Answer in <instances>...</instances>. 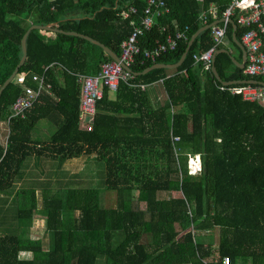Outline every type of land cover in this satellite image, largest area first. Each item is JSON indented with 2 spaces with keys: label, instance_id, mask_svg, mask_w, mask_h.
Segmentation results:
<instances>
[{
  "label": "trees",
  "instance_id": "obj_1",
  "mask_svg": "<svg viewBox=\"0 0 264 264\" xmlns=\"http://www.w3.org/2000/svg\"><path fill=\"white\" fill-rule=\"evenodd\" d=\"M232 1L165 0L167 14L139 39L140 47L151 50L185 28L187 41L154 62L139 55L133 73L156 63L176 64L191 37L220 20ZM146 6L147 0H0V86L19 64L21 40L31 25L87 36L119 57ZM132 7L137 14L125 19ZM243 31L234 33L229 26L224 41L237 48L233 34L240 41ZM212 47L207 30L177 70L154 69L120 82L114 93L104 89L87 131L80 121L77 75H96L112 60L74 36L28 34L27 57L16 76H24L23 86L35 87L31 76L46 69L52 91L42 99L50 107L46 122L55 131L40 142L33 140L36 114L7 121L23 91L14 76L0 93V125L6 126L0 139V194L10 200L6 205L20 201V227L32 228L34 213L41 212L52 242L46 250L39 241L2 235L0 264H222L224 258L231 264H264V109L230 92L242 84L219 89L212 71L195 64L193 56ZM215 69L221 81L251 80L225 53L215 57ZM157 83L166 99L154 107L147 87ZM195 155L200 171L191 173L187 160ZM33 157L60 165L102 163L113 206L100 205L97 189L76 187L74 176L36 177L40 186L17 190ZM166 192L179 196L164 199ZM2 211L8 212L7 206Z\"/></svg>",
  "mask_w": 264,
  "mask_h": 264
},
{
  "label": "built area",
  "instance_id": "obj_2",
  "mask_svg": "<svg viewBox=\"0 0 264 264\" xmlns=\"http://www.w3.org/2000/svg\"><path fill=\"white\" fill-rule=\"evenodd\" d=\"M167 11L165 0H147L144 19L140 26L134 28V32L128 40L122 44V53L119 58L126 66L131 68L139 55L154 62L164 54L174 51L178 42L187 41L188 28H185L175 33L174 36H168L164 44L151 50H143L140 47L139 39L150 31L155 20L167 14ZM210 12L215 19L216 14L213 7ZM136 14L137 8L132 7L129 12H125L124 18L128 19L130 15ZM200 21L205 25L206 17L202 15ZM231 22L236 30H244L239 41L246 51L243 74L250 77L251 80L264 77V0H233L224 10L221 19L210 25L213 47L201 55L193 56L195 64H200L204 70L212 69L213 57L218 48L223 45ZM45 71L42 75L31 76V82L35 84V87L23 86L24 76H16V82L23 86V91L10 106L7 121L16 119V117H20L22 120L26 119L37 102L42 99L43 94L51 93L52 84L47 81ZM133 78V73L126 71L114 61L102 64L96 75H77L78 83L81 85L80 121L85 124L87 131H91L89 125L92 124L96 112V102L103 97V90L107 89L110 93H114L120 82H128ZM222 87L221 85L219 89H223ZM140 88L144 89V86H140ZM230 92L241 95L243 100L255 102L264 109V85L242 84L240 87L231 88ZM178 140L177 137L173 139L174 142ZM188 159L189 162L195 159L194 167L190 168L191 173L199 172V157L195 155ZM222 264H231V261L229 258H224Z\"/></svg>",
  "mask_w": 264,
  "mask_h": 264
},
{
  "label": "rangeland",
  "instance_id": "obj_3",
  "mask_svg": "<svg viewBox=\"0 0 264 264\" xmlns=\"http://www.w3.org/2000/svg\"><path fill=\"white\" fill-rule=\"evenodd\" d=\"M225 44V43H224ZM223 44V45H224ZM227 45V44H225ZM232 54L235 56L237 55L236 50L232 48L231 46L228 47ZM39 104V102H37ZM41 105V106H40ZM40 109L38 110L37 114L34 116L36 117V120L38 121V126L36 131L33 134V140H38L40 142H48L50 136L54 133V129L47 124L46 122V115L49 111V105L41 102L40 103ZM5 130L6 126L0 125V136L4 140L5 136ZM36 166L33 172V175L35 174V177H32L30 180V183L28 186H18L16 187L17 190L22 188L23 189H31L35 186H40L36 179L40 177L42 180L46 179H56L58 177H71L76 176L78 178H82L80 181L81 183L76 184V187L78 188H95L97 189L99 193V201L100 205L102 207H111L114 204V193L111 191L106 190V187L104 185V177H105V169L104 165L99 162H95L93 160L89 162L85 161H71L66 163L65 168L56 169L48 168L47 166L41 165V163H44L42 160L36 161ZM188 168L194 167L195 159L192 162H189V159L187 160ZM37 177V178H36ZM38 188V187H37ZM40 189V188H38ZM179 194L177 193H163L161 194V197L164 199H169L171 197H177ZM12 201V198H11ZM20 206V201L14 200L11 202L10 205H7L8 212L3 213L4 217L0 216V218H3L4 226L3 229H0V234L2 235H9V236H19L24 238L25 240H32V241H39L43 244L44 249H48L51 245V235L47 234L44 229V216L41 212H35L32 220V228L28 229L25 227L19 226V220L17 219V211ZM143 206V204H142ZM4 231V232H3ZM0 235V236H2ZM211 241L215 244L218 241V237L216 233L212 235ZM21 259H30L31 254H21ZM101 261L103 262V258L99 257ZM215 259H217V256H215Z\"/></svg>",
  "mask_w": 264,
  "mask_h": 264
},
{
  "label": "water",
  "instance_id": "obj_4",
  "mask_svg": "<svg viewBox=\"0 0 264 264\" xmlns=\"http://www.w3.org/2000/svg\"><path fill=\"white\" fill-rule=\"evenodd\" d=\"M231 27H232V30L233 32H235L236 28L235 26L233 25V23L231 22ZM211 28V26H205L203 28H201L199 31H197L192 37L191 39L189 40V42L187 43V46H186V49L182 55V57L180 58V60L176 63V64H173V65H164L162 63H156V64H153L151 65L150 67L146 68L145 70H143L142 72L140 73H133L132 69L128 66H126V64L120 60V58L112 51L110 50L108 47H106L105 45H103L102 43H100L99 41L97 40H93L87 36H84V35H81V34H78V33H75V32H65V31H62V30H59V29H56V28H52L50 25H47V26H41V25H31L28 30L25 32V34L23 35L22 37V40H21V50H22V57L20 59V62L19 64L14 67L12 73L10 74V76L2 83V85L0 86V93L1 91L6 87V85L13 79L14 76H16V74L18 73V70L21 66H23V64L25 63V60H26V57H27V49H26V39H27V36L28 34L33 31V30H44V31H51V32H54V33H59V34H64V35H67V36H74V37H77L79 39H82L84 41H87L89 43H92L98 47H100L104 52L105 54H107V56L114 62L118 63L120 66H122L126 71L130 72V73H133L135 76H140V75H144L146 73H148L149 71L151 70H154V69H165V70H177L179 67H181V65L183 64V62L185 61L186 59V56L188 54V52L190 51L194 41L196 40V38L202 34L203 32L209 30ZM233 39L235 41V44L239 47V49L242 51V63L239 64V68L240 69H243L244 67V64L246 62V51L244 50L243 46L241 45V43L236 39V37L234 36L233 34ZM225 53L227 54V51L225 50H222V51H218L216 53V55L213 57V60H212V73L214 75V79L222 86H232V85H241V84H253V85H264V82H261V81H257V80H243V81H221L220 78L218 77L217 73H216V69H215V57L219 54V53ZM230 57V56H229ZM231 59V57H230ZM235 65L238 66V63L234 62Z\"/></svg>",
  "mask_w": 264,
  "mask_h": 264
},
{
  "label": "crops",
  "instance_id": "obj_5",
  "mask_svg": "<svg viewBox=\"0 0 264 264\" xmlns=\"http://www.w3.org/2000/svg\"><path fill=\"white\" fill-rule=\"evenodd\" d=\"M233 39V38H232ZM237 39V38H236ZM238 40V39H237ZM239 41V40H238ZM233 42L235 43V41H234V39H233ZM227 44V45H225V44ZM224 45H222L223 46V49L222 50H225V51H227V54L231 57V61L234 63V62H236V63H238V66L237 65H235V63H234V65L237 67V68H239V64H241L242 63V51L239 49V47L236 45V47L237 48H235L234 46H232V45H230V43L228 44L227 42H225L224 41ZM232 47V48H234V50H236V52H237V55L235 56L234 54H232V51L228 48V47ZM222 50H220V51H222ZM218 52V51H217ZM221 53V52H220ZM245 65V64H244ZM240 69V68H239ZM147 91H148V93H149V98H150V101H151V104L154 106V107H158L159 105H161V104H163L164 103V101H165V95H164V93H163V91H162V88H161V85L159 84V83H157V84H154V85H151V86H149V87H147ZM41 102H44V103H46L43 99H41L40 101H39V104H36L35 105V108L31 111V113H33V114H37V112H38V110L41 108L40 106V103ZM46 104H48V103H46ZM40 105V106H39ZM49 105V104H48ZM50 108V107H49ZM50 110V109H49ZM49 112V111H48ZM0 139L1 140H3L2 139V137L0 136ZM35 157H33V159H31L29 162H28V165H27V168H26V171H25V175H24V177H23V179L22 180H19V182L16 184V186H28L29 185V183H30V180L32 179V177H35V174L33 175V172L32 171H34V169H35V166H36V162H35ZM41 165H44V166H47L48 168H53V167H55L56 169H62V168H65V166H66V164H57V163H49V162H47V163H41ZM76 182H79V183H81V179L82 178H78L77 176H76ZM42 179L40 178V181H41ZM9 201L10 200H7V201H5V198L3 197V195L2 194H0V216H2V217H4V215L2 214V210H4L5 209V207L7 206L6 204H8L9 203ZM0 229L2 230L3 229V218H0ZM4 232V231H3ZM0 235H2V234H0Z\"/></svg>",
  "mask_w": 264,
  "mask_h": 264
}]
</instances>
